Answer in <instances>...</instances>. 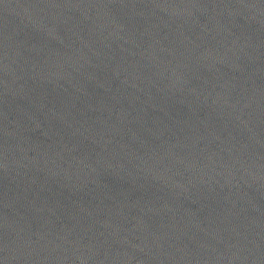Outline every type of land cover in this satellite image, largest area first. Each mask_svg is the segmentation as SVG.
I'll use <instances>...</instances> for the list:
<instances>
[{
    "label": "water",
    "instance_id": "95a60500",
    "mask_svg": "<svg viewBox=\"0 0 264 264\" xmlns=\"http://www.w3.org/2000/svg\"><path fill=\"white\" fill-rule=\"evenodd\" d=\"M0 264H264V0H0Z\"/></svg>",
    "mask_w": 264,
    "mask_h": 264
}]
</instances>
